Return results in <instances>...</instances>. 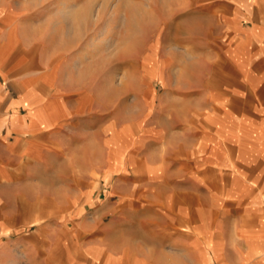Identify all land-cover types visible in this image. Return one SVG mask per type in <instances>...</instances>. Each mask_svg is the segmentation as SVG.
<instances>
[{"label": "crops", "instance_id": "crops-1", "mask_svg": "<svg viewBox=\"0 0 264 264\" xmlns=\"http://www.w3.org/2000/svg\"><path fill=\"white\" fill-rule=\"evenodd\" d=\"M179 2L149 76L178 85L164 71L180 74L175 55H194L189 94H171V114L157 105L161 120L145 121L140 141L170 149L172 181L194 184L171 198L162 185L140 190L122 222L114 190L101 201L99 184L138 164L163 182L164 158H147L131 135L125 157L100 169L92 150L84 169L94 131L79 99L24 61L0 5V264H264V0Z\"/></svg>", "mask_w": 264, "mask_h": 264}, {"label": "rangeland", "instance_id": "rangeland-1", "mask_svg": "<svg viewBox=\"0 0 264 264\" xmlns=\"http://www.w3.org/2000/svg\"><path fill=\"white\" fill-rule=\"evenodd\" d=\"M179 3V0H0L4 12L12 16L13 28L19 31V51L24 61L29 60L35 74L46 75L55 87L73 94L70 103L78 98L82 105L84 123L94 131L92 141L85 143L88 148L83 154L84 169L91 166L87 162L92 150L100 169L108 167L112 153L116 162L125 157L123 147L128 144L126 137L131 135L132 146L147 148V158L153 161L164 158L163 182L144 180L139 164L128 170L117 169L114 178L108 181L101 179V201L111 187L114 190L108 202L116 206L113 216L117 221H124V206L139 201L140 190L150 187L155 191L157 185H162L165 196L171 198L175 185L194 184L172 181L174 167L165 159L170 149H156L154 143L147 145L140 141L145 121L161 120L162 104L171 114V94L185 97L189 94L187 63L194 62V55H175L181 66L180 74L177 71L173 74L170 69L164 71L169 81L175 79L178 85L162 86L149 76L157 61V49L160 48L161 60L172 24L181 18L178 14L173 16ZM7 24L5 29H11L12 22ZM158 96L162 99L160 103ZM72 184L69 182L70 189ZM194 186L197 190L203 188L199 183ZM131 190L135 193L130 199ZM91 216L93 209L89 208L84 218L90 221Z\"/></svg>", "mask_w": 264, "mask_h": 264}]
</instances>
